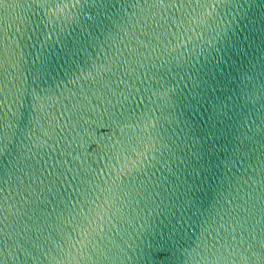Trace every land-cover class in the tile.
<instances>
[{
	"label": "water",
	"instance_id": "95a60500",
	"mask_svg": "<svg viewBox=\"0 0 264 264\" xmlns=\"http://www.w3.org/2000/svg\"><path fill=\"white\" fill-rule=\"evenodd\" d=\"M193 250L264 260V0H0V264Z\"/></svg>",
	"mask_w": 264,
	"mask_h": 264
},
{
	"label": "clouds",
	"instance_id": "9594fccd",
	"mask_svg": "<svg viewBox=\"0 0 264 264\" xmlns=\"http://www.w3.org/2000/svg\"><path fill=\"white\" fill-rule=\"evenodd\" d=\"M68 5H48L45 6V16L48 17V19L52 22H61L63 23L65 20L68 19L67 16L61 17L60 13L63 9L67 8ZM208 15H211L212 13H207ZM187 15L190 18H195L198 15H204L202 12H197V9L195 7L191 8V11L187 13ZM251 130V129H250ZM255 255V253H254ZM188 259L190 261V264H207L208 258L199 252H196L193 250L192 253H188ZM221 259V257H217V260ZM245 264H247V257H242ZM213 264H216V261H213ZM260 264H264V260L260 261Z\"/></svg>",
	"mask_w": 264,
	"mask_h": 264
},
{
	"label": "snow or ice",
	"instance_id": "6c2138e0",
	"mask_svg": "<svg viewBox=\"0 0 264 264\" xmlns=\"http://www.w3.org/2000/svg\"><path fill=\"white\" fill-rule=\"evenodd\" d=\"M77 2H80V0H77ZM84 2H87V0H84Z\"/></svg>",
	"mask_w": 264,
	"mask_h": 264
}]
</instances>
